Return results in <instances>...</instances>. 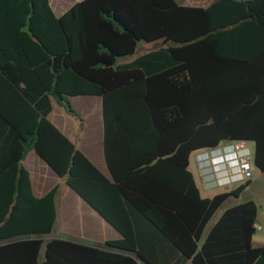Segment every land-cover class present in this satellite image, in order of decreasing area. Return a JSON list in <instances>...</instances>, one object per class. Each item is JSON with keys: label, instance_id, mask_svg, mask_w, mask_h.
<instances>
[{"label": "trees", "instance_id": "1", "mask_svg": "<svg viewBox=\"0 0 264 264\" xmlns=\"http://www.w3.org/2000/svg\"><path fill=\"white\" fill-rule=\"evenodd\" d=\"M83 95L101 98L113 180L48 120L51 99L79 119L69 98ZM236 141L264 175V0H81L59 17L49 0H0V264H170L155 260L166 249L173 264H264L254 201L206 232L250 181L202 198L189 170L191 154ZM30 150L121 239L51 238L57 189L33 195Z\"/></svg>", "mask_w": 264, "mask_h": 264}, {"label": "crops", "instance_id": "2", "mask_svg": "<svg viewBox=\"0 0 264 264\" xmlns=\"http://www.w3.org/2000/svg\"><path fill=\"white\" fill-rule=\"evenodd\" d=\"M81 0H49L54 14L59 17L65 13L74 3ZM72 109L82 120L80 126L79 119L70 115L66 110L51 99V111L48 114V120L64 134L77 149L107 178L111 180L103 151V122H102V102L98 96H75L69 98ZM219 153H215V156ZM23 167L28 171L32 193L35 197H43L53 189H57L54 204L56 208V222L52 230L51 238L68 240L76 243H86L94 247L101 248L107 241L121 239V235L106 223L98 214L78 197L36 154L30 150L23 163ZM224 166L217 160H205L193 158L189 170L193 174L197 187L202 198H212L213 196L229 192L239 184H227L222 186L214 185L217 179L224 177ZM257 174L261 172L255 169ZM255 172L250 180V185L255 182ZM250 185L248 187H250ZM247 187V188H248ZM246 188V189H247ZM229 200V199H228ZM228 200L223 204H227ZM257 204V203H256ZM222 205V206H223ZM235 204L226 205L216 216V218L207 225L206 232L212 227L216 220L221 216L225 209ZM258 205V204H257ZM219 209L217 211H219ZM264 204L258 209L257 222L264 227L262 217ZM217 211L215 214H217ZM215 216V215H214ZM213 216V217H214ZM213 219V218H212ZM263 240L260 246L264 244ZM257 233V232H256ZM255 236V235H254ZM159 254V253H158ZM157 262L165 259L166 263L173 264L178 256L173 257L170 249L165 250L162 257H155ZM183 264H190L185 262Z\"/></svg>", "mask_w": 264, "mask_h": 264}, {"label": "built area", "instance_id": "3", "mask_svg": "<svg viewBox=\"0 0 264 264\" xmlns=\"http://www.w3.org/2000/svg\"><path fill=\"white\" fill-rule=\"evenodd\" d=\"M219 155L215 156V153ZM196 159L217 160L225 170L224 177L217 179L216 186L227 184H244L250 181L254 176L253 150L249 147V142L236 141L225 142L212 150H201L195 152ZM264 220V210L262 214ZM256 232L263 231L264 227L261 223L254 224Z\"/></svg>", "mask_w": 264, "mask_h": 264}, {"label": "rangeland", "instance_id": "4", "mask_svg": "<svg viewBox=\"0 0 264 264\" xmlns=\"http://www.w3.org/2000/svg\"><path fill=\"white\" fill-rule=\"evenodd\" d=\"M177 3H179L180 5L183 6H195V7H206L208 6L212 0H175ZM161 48H166L163 44L161 40H157V41H153V42H149V43H144V42H140L138 44V47L135 51V53L131 56H127L124 58H120L117 61V65L118 64H126V63H130L133 60H135L136 58H138L139 56H142L146 53L152 52V51H156L158 49ZM249 147L253 150V145L251 143H249ZM195 153L191 154L190 156V165L193 161V158H195ZM255 172V171H254ZM255 182L252 183V185H250V187H248L247 189H245L242 194L237 197V198H230L228 200V203L223 205L220 209L222 210L226 205H230V204H239L242 203L244 201H248V200H252L255 203L258 204V208L260 209L261 206L264 204V175H259L257 174V172H255ZM217 211V214H215V216L213 217V219L211 220V222L216 218L217 215H219L220 210ZM263 240V232L258 231L255 236L253 237V243L254 244H261ZM43 257V250L40 253V259H42Z\"/></svg>", "mask_w": 264, "mask_h": 264}, {"label": "water", "instance_id": "5", "mask_svg": "<svg viewBox=\"0 0 264 264\" xmlns=\"http://www.w3.org/2000/svg\"><path fill=\"white\" fill-rule=\"evenodd\" d=\"M254 168L260 172V170L258 168H256L255 166H254ZM111 180H113L112 177H111ZM140 263H142V262H140Z\"/></svg>", "mask_w": 264, "mask_h": 264}]
</instances>
